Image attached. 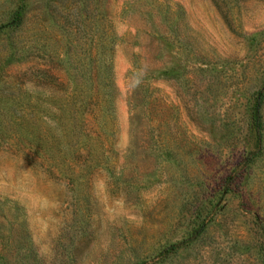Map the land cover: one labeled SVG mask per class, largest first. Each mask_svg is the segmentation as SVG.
I'll return each instance as SVG.
<instances>
[{"label":"rangeland","instance_id":"1","mask_svg":"<svg viewBox=\"0 0 264 264\" xmlns=\"http://www.w3.org/2000/svg\"><path fill=\"white\" fill-rule=\"evenodd\" d=\"M0 264H264V0H0Z\"/></svg>","mask_w":264,"mask_h":264},{"label":"trees","instance_id":"2","mask_svg":"<svg viewBox=\"0 0 264 264\" xmlns=\"http://www.w3.org/2000/svg\"><path fill=\"white\" fill-rule=\"evenodd\" d=\"M261 100H260V94L257 95L253 106H252V114H251V120L253 125V130L256 135V138L259 139L261 132H260V118H261Z\"/></svg>","mask_w":264,"mask_h":264}]
</instances>
